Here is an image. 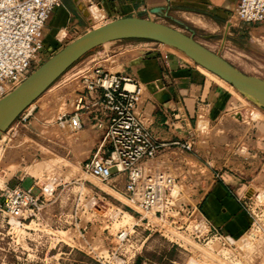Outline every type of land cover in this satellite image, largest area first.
Masks as SVG:
<instances>
[{
	"label": "rangeland",
	"instance_id": "374dc122",
	"mask_svg": "<svg viewBox=\"0 0 264 264\" xmlns=\"http://www.w3.org/2000/svg\"><path fill=\"white\" fill-rule=\"evenodd\" d=\"M63 6L72 10L68 0H63ZM103 18L101 15L95 19L93 27H101ZM151 19L192 36L203 46H209L204 38L207 35L190 24L183 22L182 25L163 15H151ZM231 23L243 27L241 36H233L238 39V46L222 54L234 62V67L242 73L264 80V27L248 34L244 24L235 23L232 18ZM249 26H264V23ZM192 29L198 33H193ZM67 31L53 32L55 48L45 51L46 61L81 34ZM230 31L233 33V30ZM47 35L44 31V38ZM169 51L185 58L160 43L139 39L115 41L93 49L33 103L31 113L24 111L2 135L0 264H99V257L113 258L110 262L119 264L118 259L132 253L136 255L134 264H264V198L257 200L255 197L264 195V188L252 186L240 194L251 199L253 219L245 234L234 239L232 247H217L212 251L208 246L189 241L181 242V247H178L148 232L145 222L128 209L124 198L82 172L83 163L94 152L95 141L99 137L89 127L73 132L56 122L59 115H68L73 111L74 91L79 77L85 72L95 68L111 73L125 71L130 74L134 71L132 76L138 80L141 78L135 72L137 60L157 59ZM219 83L233 97L227 115L214 122L223 129L220 131L218 126L211 128L207 116L201 111L197 124L196 120L191 121V125L187 123L190 130H195L191 133L198 136L193 137L197 154L177 152L206 180L211 179V173L202 164L207 158L199 156V150L209 149L211 145H229L227 150H232L233 144L243 142L240 138L235 140L237 135L247 132L248 124L263 118L264 113V107L247 98L249 103L244 102L227 84ZM156 94L146 92L144 99L159 100ZM152 109L151 105L146 108L143 119L147 125L152 119L146 113L150 114ZM235 113L239 114L238 117ZM176 127L180 129L179 125ZM246 149L247 146L242 144V154L246 153ZM33 185L34 194L42 190L46 195L43 207L34 213L35 217L23 222L5 214L2 191L16 186L28 189Z\"/></svg>",
	"mask_w": 264,
	"mask_h": 264
},
{
	"label": "built area",
	"instance_id": "2783aa9c",
	"mask_svg": "<svg viewBox=\"0 0 264 264\" xmlns=\"http://www.w3.org/2000/svg\"><path fill=\"white\" fill-rule=\"evenodd\" d=\"M61 6L62 0H0V100L46 61L44 30ZM231 18L235 23L263 24L264 0H238ZM234 27L230 19L225 29ZM74 92L73 111L59 115L56 122L73 132L89 127L99 137L94 152L83 163L85 175L124 198L148 232L173 245L181 247V242L189 241L212 251L234 245L232 238L214 227L200 210V197L208 191L211 179L206 180L177 155L197 154L193 133L186 139L160 138L144 122L139 109L143 86L121 73L102 68L85 72ZM174 120L175 116L166 118L167 133L174 129ZM202 164L215 170L208 159ZM34 185L2 191L4 213L23 222L35 217L46 195L42 190L34 194ZM237 197L252 220L251 199ZM135 256L132 253L118 259L119 264H134ZM112 259L99 257L97 262L112 264Z\"/></svg>",
	"mask_w": 264,
	"mask_h": 264
},
{
	"label": "crops",
	"instance_id": "0c3cea01",
	"mask_svg": "<svg viewBox=\"0 0 264 264\" xmlns=\"http://www.w3.org/2000/svg\"><path fill=\"white\" fill-rule=\"evenodd\" d=\"M68 1L72 5V10L65 8L62 0V6L55 10L45 27L44 31L48 35L44 38V48L47 52L55 48L53 32L60 33L67 30H72L73 33L80 32L81 34L72 40L75 41L91 29L100 27H93V24L88 22L83 13L78 10L75 0ZM237 2L238 0H98V3L88 4V6L94 5L100 8L104 16L101 26L126 17L151 19V15H163L182 25H184L183 22L190 24L207 35L204 38L209 46L204 45L205 48L235 66V63L226 58L222 52L238 46L236 44L238 39L233 36H241L243 27L235 26L232 29L233 33L225 29ZM156 8L162 10L161 14L152 13V10ZM244 25V30L249 31L248 34H251L252 30L264 27ZM185 27L188 26L185 25ZM191 31L198 33L194 29ZM135 64V72L141 78H138L139 81L132 76L134 71L130 74L125 71L116 73L128 76L142 85L144 93L158 92L156 97L159 100L144 99L143 93L141 101L143 106L140 104L139 109L145 117L146 108L149 105L152 106L150 114L146 113V116L152 119L148 125L159 133L160 138L186 139L192 131H195L190 130L187 123L191 125V121L196 120L195 124H197L201 111L207 116L211 128L218 126L220 131L223 129L220 124H214V122L221 116L227 115L233 99L232 94L219 83L226 85L224 82L199 66L196 67L187 57L182 59L171 51L157 59L137 60ZM228 87L234 90L231 86L228 85ZM155 90L157 91L154 92ZM237 95L246 102L239 94ZM262 114L263 118L248 124L247 132L235 137V140L240 138L243 142L233 144L232 150H227L229 145H211L209 149L199 150V156L210 158L215 168V170H209L211 173L209 189L200 197V210L214 227L233 240L243 235L252 222L237 196L252 186L264 188V113ZM234 115L238 117L239 114ZM170 116H175L176 120L173 122L174 129H170L167 133L164 123ZM241 122L242 119L239 120V123ZM193 137L198 138L197 135ZM242 144L247 146L245 154H242Z\"/></svg>",
	"mask_w": 264,
	"mask_h": 264
},
{
	"label": "water",
	"instance_id": "95a60500",
	"mask_svg": "<svg viewBox=\"0 0 264 264\" xmlns=\"http://www.w3.org/2000/svg\"><path fill=\"white\" fill-rule=\"evenodd\" d=\"M78 10L81 12L77 5ZM162 10H152L161 14ZM139 39L176 48L195 64L224 80L246 98L264 107V80L248 76L218 54L205 48L192 36L150 19L126 17L88 31L54 54L15 90L0 100V137L10 125L72 65L93 49L106 43Z\"/></svg>",
	"mask_w": 264,
	"mask_h": 264
},
{
	"label": "bare ground",
	"instance_id": "6f19581e",
	"mask_svg": "<svg viewBox=\"0 0 264 264\" xmlns=\"http://www.w3.org/2000/svg\"><path fill=\"white\" fill-rule=\"evenodd\" d=\"M84 1V2H83ZM76 2H77V5H78V7H79V9L81 10V13H83V15L85 16V18L88 20V22L90 23V24H94V20L95 19H98V18H100L101 17V11H100V8L99 7H97V6H94L93 5V7L91 6V7H89L88 6V2H87V0H76ZM93 4V3H92ZM99 28V27H98ZM97 29V28H96ZM63 35H64V33H63ZM110 43H112V42H110ZM107 44H109V43H106V44H104V45H107ZM103 45V46H104ZM162 45H164L165 47H167V48H171V49H174V50H176V51H178V52H180V53H182L185 57H187L183 52H181L180 50H178V49H176V48H173V47H171V46H169V45H166V44H162ZM188 59H190L189 57H187ZM191 60V59H190ZM192 61V60H191ZM193 62V61H192ZM194 63V62H193ZM195 64V63H194ZM196 66H199V65H197V64H195ZM200 68H202V69H204L203 67H201V66H199ZM205 71H207L206 69H204ZM208 73H210L209 71H207ZM211 75H213L214 77H216L217 79H219L220 81H222V82H224L225 84H227V85H229V86H231L230 84H228L227 82H225L224 80H222V79H220L219 77H217L216 75H214V74H212V73H210ZM232 87V86H231ZM127 88H129V89H132V87L131 86H127ZM233 89H234V91L237 93V94H239L245 101H247L246 100V97L245 96H243L239 91H237L234 87H232ZM247 99H249V98H247ZM250 100H252V99H250ZM253 101V100H252ZM248 102V101H247ZM249 103V102H248ZM32 105L33 104H31L25 111L26 112H28V113H31L32 111H33V109H32ZM3 135V134H2ZM2 135H1V137H0V142L2 141L1 140V138H2ZM256 197V199L258 200V199H263L264 198V195H262V194H260V195H256L255 196ZM17 225H18V222H15ZM16 226V225H15ZM233 239L231 240V242L233 243ZM242 242H244V238L242 239ZM233 244H235V243H233Z\"/></svg>",
	"mask_w": 264,
	"mask_h": 264
}]
</instances>
